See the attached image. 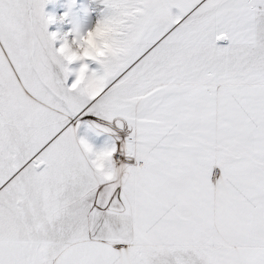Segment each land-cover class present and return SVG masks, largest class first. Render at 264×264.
Listing matches in <instances>:
<instances>
[{"label":"snow or ice","instance_id":"1","mask_svg":"<svg viewBox=\"0 0 264 264\" xmlns=\"http://www.w3.org/2000/svg\"><path fill=\"white\" fill-rule=\"evenodd\" d=\"M55 2L0 0V264H264V0Z\"/></svg>","mask_w":264,"mask_h":264},{"label":"rangeland","instance_id":"2","mask_svg":"<svg viewBox=\"0 0 264 264\" xmlns=\"http://www.w3.org/2000/svg\"><path fill=\"white\" fill-rule=\"evenodd\" d=\"M96 5L92 0H56L55 3L48 4L45 11L48 15L56 18V23L50 25V32H59L61 34L69 33L73 29V16L79 21L83 30H87L97 18ZM68 13V19L62 20ZM99 139L104 140L101 137ZM98 139V140H99Z\"/></svg>","mask_w":264,"mask_h":264},{"label":"clouds","instance_id":"3","mask_svg":"<svg viewBox=\"0 0 264 264\" xmlns=\"http://www.w3.org/2000/svg\"><path fill=\"white\" fill-rule=\"evenodd\" d=\"M106 36V33L105 34H101V33H97L95 36H88L84 39V45L85 47H81L80 45H77L75 43V41L73 40L72 42V47H71V51L78 55L79 57H83L87 50H88V47H96V50H97V54L98 56H100L101 58H104V55L106 52H109L111 50L110 48V44L105 42L104 44V47L103 48H99L97 47V44L99 43V41L104 37Z\"/></svg>","mask_w":264,"mask_h":264},{"label":"crops","instance_id":"4","mask_svg":"<svg viewBox=\"0 0 264 264\" xmlns=\"http://www.w3.org/2000/svg\"><path fill=\"white\" fill-rule=\"evenodd\" d=\"M95 143H96L97 147H100V146H102V145H103V143H104V140H102V139H99V140H96V141H95Z\"/></svg>","mask_w":264,"mask_h":264}]
</instances>
